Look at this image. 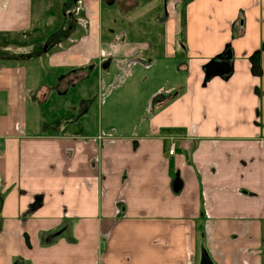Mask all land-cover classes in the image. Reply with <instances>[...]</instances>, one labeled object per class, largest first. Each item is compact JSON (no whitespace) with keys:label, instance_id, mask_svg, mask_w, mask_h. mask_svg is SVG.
Masks as SVG:
<instances>
[{"label":"crops","instance_id":"crops-1","mask_svg":"<svg viewBox=\"0 0 264 264\" xmlns=\"http://www.w3.org/2000/svg\"><path fill=\"white\" fill-rule=\"evenodd\" d=\"M202 247L264 264V0H0V264Z\"/></svg>","mask_w":264,"mask_h":264},{"label":"rangeland","instance_id":"rangeland-1","mask_svg":"<svg viewBox=\"0 0 264 264\" xmlns=\"http://www.w3.org/2000/svg\"><path fill=\"white\" fill-rule=\"evenodd\" d=\"M73 8L74 9H71V11L68 13V16L65 20L68 19L71 22L78 21L77 17L79 16V12H80L78 11L79 8L78 9H76L75 7ZM75 12L77 16L76 14L74 15ZM96 80H97V77H96ZM109 100L110 99H108L107 102ZM107 102L105 104H102L101 102H99L98 93L96 92V119L97 120L101 119V121L104 124L111 123L112 125H114L113 127L118 128V127H122L125 122L129 121L130 118H132V111L128 109L129 104L132 103L130 98L123 96L120 103L115 104V106L114 104H110V103L107 106ZM109 106H112L114 108L113 112L109 110L108 108ZM54 130L57 131V128H55ZM200 254H201V249L198 250L197 257L200 258Z\"/></svg>","mask_w":264,"mask_h":264},{"label":"water","instance_id":"water-1","mask_svg":"<svg viewBox=\"0 0 264 264\" xmlns=\"http://www.w3.org/2000/svg\"><path fill=\"white\" fill-rule=\"evenodd\" d=\"M104 2H106V4L108 5H112L114 0H102ZM222 59H231V54L230 53H227L226 55L224 56H220L219 57V62H221ZM230 72V69L228 67V65H224L222 68H220L218 66V63H215V64H212L209 68V71H208V74L209 75H213V74H217V73H229ZM179 185L178 181H176L174 183V188H176L177 186ZM200 264H215L212 260V258L210 257L208 251L202 247L201 248V254H200Z\"/></svg>","mask_w":264,"mask_h":264},{"label":"built area","instance_id":"built-area-1","mask_svg":"<svg viewBox=\"0 0 264 264\" xmlns=\"http://www.w3.org/2000/svg\"><path fill=\"white\" fill-rule=\"evenodd\" d=\"M177 153V145L175 142V138H171L169 143H168V154L170 156H173Z\"/></svg>","mask_w":264,"mask_h":264}]
</instances>
